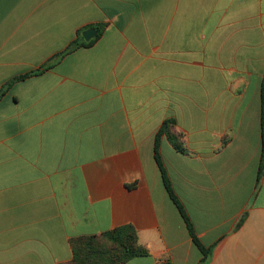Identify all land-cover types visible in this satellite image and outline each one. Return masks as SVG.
<instances>
[{"label":"crops","instance_id":"crops-1","mask_svg":"<svg viewBox=\"0 0 264 264\" xmlns=\"http://www.w3.org/2000/svg\"><path fill=\"white\" fill-rule=\"evenodd\" d=\"M263 87L264 0H0V264L124 225L125 264H202L167 120L205 264H264Z\"/></svg>","mask_w":264,"mask_h":264},{"label":"trees","instance_id":"trees-1","mask_svg":"<svg viewBox=\"0 0 264 264\" xmlns=\"http://www.w3.org/2000/svg\"><path fill=\"white\" fill-rule=\"evenodd\" d=\"M93 40L86 42L82 36V31L79 32V38L75 39L69 48L64 52L60 53L54 59L47 62L44 67L40 70L32 71L25 75H21L9 81L7 83V87L11 86L17 80H22L27 78L30 75L35 73H39L41 70H46L51 68L54 63L64 56L65 54L73 51L74 49L90 45ZM3 93H0L2 96ZM263 98V129H264V87L262 92ZM176 122L174 120H167L164 122L163 126L159 130L156 135L155 139V153L157 162L161 168V173L163 176V181L167 192L176 206L179 208L181 214L183 215L184 219L187 222V226L189 229V233L193 238L194 243L200 248L202 251L204 258L202 264L207 262V258H209L210 249L205 247L199 238L194 232V228L183 208L181 203L179 202L172 186L171 182L168 179V175L166 169L162 163V160L159 155V148H160V138L162 135H166L173 146L180 152H187V148L185 147L183 141V135L177 131H175ZM263 158H264V146H263ZM262 170V169H261ZM72 248H73V260L69 264H125L129 260L137 257H145L149 255L148 250L143 247L138 240L137 231L132 225H124L121 227H117L111 231L103 233L101 235H94V236H85V237H77L72 239L71 241Z\"/></svg>","mask_w":264,"mask_h":264},{"label":"water","instance_id":"water-1","mask_svg":"<svg viewBox=\"0 0 264 264\" xmlns=\"http://www.w3.org/2000/svg\"><path fill=\"white\" fill-rule=\"evenodd\" d=\"M97 34L96 29H89L87 31H85L82 36L84 38L85 41L89 42L91 39H93Z\"/></svg>","mask_w":264,"mask_h":264}]
</instances>
